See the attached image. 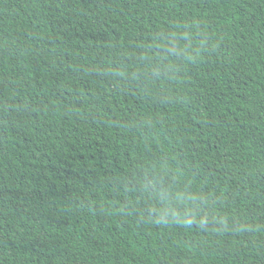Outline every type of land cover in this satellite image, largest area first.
<instances>
[{
  "label": "trees",
  "instance_id": "obj_1",
  "mask_svg": "<svg viewBox=\"0 0 264 264\" xmlns=\"http://www.w3.org/2000/svg\"><path fill=\"white\" fill-rule=\"evenodd\" d=\"M0 264H264V0H0Z\"/></svg>",
  "mask_w": 264,
  "mask_h": 264
}]
</instances>
